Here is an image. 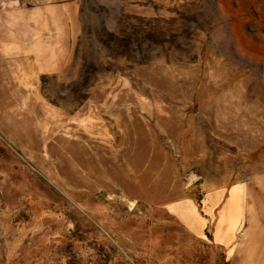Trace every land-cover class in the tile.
Here are the masks:
<instances>
[{
    "label": "rangeland",
    "instance_id": "rangeland-1",
    "mask_svg": "<svg viewBox=\"0 0 264 264\" xmlns=\"http://www.w3.org/2000/svg\"><path fill=\"white\" fill-rule=\"evenodd\" d=\"M262 179L264 0H0V264H228L175 206Z\"/></svg>",
    "mask_w": 264,
    "mask_h": 264
},
{
    "label": "crops",
    "instance_id": "crops-1",
    "mask_svg": "<svg viewBox=\"0 0 264 264\" xmlns=\"http://www.w3.org/2000/svg\"><path fill=\"white\" fill-rule=\"evenodd\" d=\"M201 204V211L192 199L175 206V218L189 234L210 232L228 264H264V179L210 191Z\"/></svg>",
    "mask_w": 264,
    "mask_h": 264
}]
</instances>
